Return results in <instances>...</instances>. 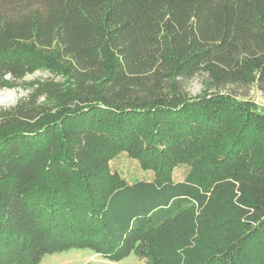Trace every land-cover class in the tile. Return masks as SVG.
<instances>
[{"label":"trees","instance_id":"1","mask_svg":"<svg viewBox=\"0 0 264 264\" xmlns=\"http://www.w3.org/2000/svg\"><path fill=\"white\" fill-rule=\"evenodd\" d=\"M36 71L0 106V264H264V108L247 97H264V0H0V86ZM120 152L152 179L113 172Z\"/></svg>","mask_w":264,"mask_h":264},{"label":"rangeland","instance_id":"2","mask_svg":"<svg viewBox=\"0 0 264 264\" xmlns=\"http://www.w3.org/2000/svg\"><path fill=\"white\" fill-rule=\"evenodd\" d=\"M48 72L36 71L28 74L20 80L13 81V86H0V106L7 107L16 103L18 99L28 94L31 86L36 81H42L49 77ZM54 77V75H51ZM203 77H196L188 82L187 89L192 93H199L206 88ZM226 91L240 94L242 93L236 86L226 87ZM249 99L253 100L257 106L264 108V97L255 86L248 91ZM110 169L119 174L129 182L134 180H151L153 173L142 169L136 159L131 158L125 152H120L109 161ZM188 172V166L178 165L173 169L172 177L175 181L184 179ZM38 264H144L134 253L120 258L112 259L105 257L89 249H70L46 254Z\"/></svg>","mask_w":264,"mask_h":264}]
</instances>
